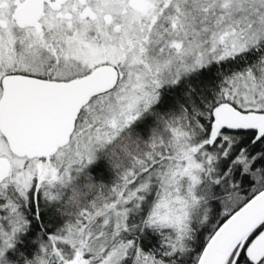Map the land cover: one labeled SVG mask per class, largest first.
Segmentation results:
<instances>
[{
    "label": "snow or ice",
    "instance_id": "snow-or-ice-1",
    "mask_svg": "<svg viewBox=\"0 0 264 264\" xmlns=\"http://www.w3.org/2000/svg\"><path fill=\"white\" fill-rule=\"evenodd\" d=\"M0 264H264V0H0Z\"/></svg>",
    "mask_w": 264,
    "mask_h": 264
}]
</instances>
